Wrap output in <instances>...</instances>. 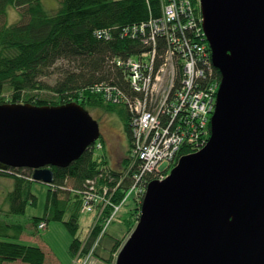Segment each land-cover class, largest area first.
I'll use <instances>...</instances> for the list:
<instances>
[{
  "label": "water",
  "instance_id": "water-1",
  "mask_svg": "<svg viewBox=\"0 0 264 264\" xmlns=\"http://www.w3.org/2000/svg\"><path fill=\"white\" fill-rule=\"evenodd\" d=\"M221 73L211 136L154 180L115 264H264V0H199ZM80 104H0V170L72 164L101 138Z\"/></svg>",
  "mask_w": 264,
  "mask_h": 264
},
{
  "label": "trees",
  "instance_id": "trees-1",
  "mask_svg": "<svg viewBox=\"0 0 264 264\" xmlns=\"http://www.w3.org/2000/svg\"><path fill=\"white\" fill-rule=\"evenodd\" d=\"M192 1L200 14L198 1ZM165 3L166 0H60L59 9L49 11L42 0H0V104L43 107L76 102L87 110L95 108L118 116L129 139L121 171L111 167L103 138L96 143L103 145V154L96 153L93 146L68 167L51 168L54 182L49 185L44 215L33 218L32 226L36 233L42 223H64L74 237L71 246L74 258L81 251V257L89 255L114 211L107 206L100 214L103 204L96 205L97 222L91 226L89 238L79 237L83 194L90 184L95 183L101 193L107 187L113 205L120 206L136 182L135 174L139 175L138 182L147 180L148 184L157 179L154 168L149 170L147 165L130 168L134 143L131 107L123 100L107 102L98 87L117 88L130 104L138 98L145 99L144 92L132 87L120 62L156 50L154 71L163 63L169 41L166 35L155 34L150 26L151 22L163 19ZM10 8L18 10L21 19L8 25ZM143 25L147 26L144 33L133 32L134 27ZM177 36L191 51L192 30L180 29ZM211 78L221 81V73L207 64L198 77V88L205 89ZM180 80L179 73L178 83ZM177 121L174 112L162 115L161 125L166 134L175 130ZM210 130L211 126L209 134ZM195 151L182 147L166 174L182 156ZM0 176L14 179V189L6 196L9 209L0 217V264H53L47 262L42 248L20 242L26 225L15 220L26 214L28 205H37L38 198L32 190L33 170L9 168L0 170ZM143 198L144 194L131 196L121 205L117 217L120 216L126 236L117 239L105 234L93 256L107 264L114 263L125 239L136 228Z\"/></svg>",
  "mask_w": 264,
  "mask_h": 264
},
{
  "label": "built area",
  "instance_id": "built-area-1",
  "mask_svg": "<svg viewBox=\"0 0 264 264\" xmlns=\"http://www.w3.org/2000/svg\"><path fill=\"white\" fill-rule=\"evenodd\" d=\"M147 26L134 27V33H144ZM150 28L156 34L166 35L169 49L166 58L154 71L156 50L131 57L126 62H120L129 74V80L138 92H144L145 99L138 98L133 104L125 99L122 92L110 85L99 86L98 92L104 93L109 103H128L133 114L134 143L131 151L130 168L147 165L154 168V176L158 180L165 178L170 166L176 161L182 147L200 150L209 141V126L211 116L216 106L220 80L211 78L205 89L198 88V77L203 73V67L210 64L215 68L212 53L209 48L203 27V18L197 13L192 0H166L163 8V19L151 22ZM191 29L193 34L191 51L186 44L177 38L178 30ZM201 66V67H199ZM213 70V69H212ZM181 74L178 83L177 76ZM165 112H174L178 117L176 128L171 134H166L161 125V117ZM102 146L98 145L97 149ZM167 164L165 169H161ZM136 182L121 205L131 196H141L147 189V180ZM146 188L144 189V187ZM106 187L99 192L95 183L90 184L83 194V212L93 213L96 205L114 208L113 214L105 221L104 228L94 248L86 258L78 256L81 264H89L93 251L114 221L120 206H114ZM40 228H46L41 224Z\"/></svg>",
  "mask_w": 264,
  "mask_h": 264
},
{
  "label": "rangeland",
  "instance_id": "rangeland-1",
  "mask_svg": "<svg viewBox=\"0 0 264 264\" xmlns=\"http://www.w3.org/2000/svg\"><path fill=\"white\" fill-rule=\"evenodd\" d=\"M42 2L45 8L49 11H56L60 7V0H42ZM20 16L21 14L18 10L10 8L7 14L9 21L8 25L19 22L21 19ZM88 111L101 126L102 138L105 141L106 154L108 155L111 167L117 171H121L123 169V160L127 157L129 148V139L125 133L123 122L118 116L103 112L99 109L89 108ZM103 150L98 151V153L103 154ZM166 167L167 164H163L161 169L163 170ZM13 189L14 179L7 176H0V217H2L3 212L9 209L6 196L9 192L13 191ZM32 190L38 198L37 205H28L27 212L24 216L15 217L16 221H20L26 225L25 234L21 237L20 242L26 245L42 248L46 253V260L49 263L81 264L80 260L77 261L71 252L74 237L68 231L64 223L52 221L46 225V228L44 229L40 228V225L39 230L35 233L32 226V219L43 217L50 186L44 183L35 182ZM96 222V213H83L80 218L79 237L81 239H88L92 232L91 226ZM108 234L117 239H122L126 236V230L120 221V216L116 217L114 222L110 225ZM131 234L127 236L124 244ZM115 263L116 259L113 264ZM89 264L107 263L103 262L98 257L93 256Z\"/></svg>",
  "mask_w": 264,
  "mask_h": 264
},
{
  "label": "flooded vegetation",
  "instance_id": "flooded-vegetation-1",
  "mask_svg": "<svg viewBox=\"0 0 264 264\" xmlns=\"http://www.w3.org/2000/svg\"><path fill=\"white\" fill-rule=\"evenodd\" d=\"M101 127V126H100Z\"/></svg>",
  "mask_w": 264,
  "mask_h": 264
}]
</instances>
